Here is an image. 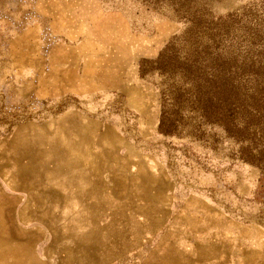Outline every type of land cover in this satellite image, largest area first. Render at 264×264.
I'll return each instance as SVG.
<instances>
[{
    "label": "rangeland",
    "instance_id": "1",
    "mask_svg": "<svg viewBox=\"0 0 264 264\" xmlns=\"http://www.w3.org/2000/svg\"><path fill=\"white\" fill-rule=\"evenodd\" d=\"M0 264H264V0H0Z\"/></svg>",
    "mask_w": 264,
    "mask_h": 264
},
{
    "label": "trees",
    "instance_id": "2",
    "mask_svg": "<svg viewBox=\"0 0 264 264\" xmlns=\"http://www.w3.org/2000/svg\"><path fill=\"white\" fill-rule=\"evenodd\" d=\"M165 51L160 54V63L179 64L176 58L171 57L165 61ZM193 58V57H192ZM192 58H186L183 63L185 68L181 74L183 82L181 87L187 86L185 92L197 104L203 107V113H214L220 110L224 105L231 106L235 104L233 99L235 95L234 80L229 70L218 69L210 65H200ZM220 58L215 59L218 64ZM170 66V65H168ZM218 66L222 67L218 64ZM210 68V69H205ZM203 69V70H202ZM185 92L181 96H185ZM220 107V108H219Z\"/></svg>",
    "mask_w": 264,
    "mask_h": 264
},
{
    "label": "crops",
    "instance_id": "3",
    "mask_svg": "<svg viewBox=\"0 0 264 264\" xmlns=\"http://www.w3.org/2000/svg\"><path fill=\"white\" fill-rule=\"evenodd\" d=\"M48 184H50L51 186L55 185L56 187V183H52V182H48ZM77 189V193L74 195L75 197L73 198L74 201H81L83 198L84 199H88L90 200H94L93 198H90L91 195L94 193V189L91 185H87V186H82L79 185L78 187H76ZM57 192L61 193L63 192V187L58 186L56 189ZM27 192L32 193L35 197L34 198H38V197H42V195L45 193V188L44 185L40 183H35V184H30V188L27 189ZM93 192V193H92ZM34 198H32V201L34 200ZM40 200H45V199H40ZM48 200H52V199H48ZM73 201V202H74ZM73 206H75V204H73Z\"/></svg>",
    "mask_w": 264,
    "mask_h": 264
}]
</instances>
